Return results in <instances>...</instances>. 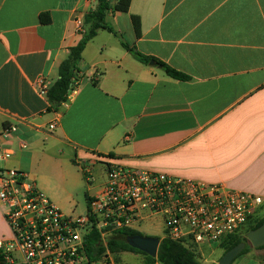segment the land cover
Returning a JSON list of instances; mask_svg holds the SVG:
<instances>
[{"label":"crops","instance_id":"1","mask_svg":"<svg viewBox=\"0 0 264 264\" xmlns=\"http://www.w3.org/2000/svg\"><path fill=\"white\" fill-rule=\"evenodd\" d=\"M129 1L128 12L106 18L118 36L100 30L87 43L77 65L80 85L57 104L39 95L36 80L43 76L50 87L57 81L98 3L0 0V146L11 153H0V170L29 174L60 210L85 190L86 213L106 183V158L264 199V0ZM121 43L190 79L139 63ZM54 120L55 130L47 131ZM9 125L17 130L5 138ZM78 160L91 165L89 179ZM8 231L0 207V238ZM231 264H264V249L252 247Z\"/></svg>","mask_w":264,"mask_h":264},{"label":"built area","instance_id":"2","mask_svg":"<svg viewBox=\"0 0 264 264\" xmlns=\"http://www.w3.org/2000/svg\"><path fill=\"white\" fill-rule=\"evenodd\" d=\"M75 23L82 31L83 20ZM80 80L75 73L64 102L71 99ZM36 88L39 95L47 97L50 86L43 76L37 78ZM56 126L54 120L47 131ZM16 130L15 125H9L2 136ZM0 153L3 159L11 154L2 146ZM77 165L89 179L91 165L86 160H78ZM103 165L106 183L95 209L74 216L64 214L29 174L0 170V207L9 229L0 238V264H120L116 262L118 255L107 250V238L119 229L139 232L145 224L159 225L162 239L182 242L202 261V246L239 234L264 204L259 196L163 173L135 171L109 158ZM92 229L99 233L106 249L96 260L89 259L85 246ZM153 259L143 264H162L157 257Z\"/></svg>","mask_w":264,"mask_h":264},{"label":"trees","instance_id":"3","mask_svg":"<svg viewBox=\"0 0 264 264\" xmlns=\"http://www.w3.org/2000/svg\"><path fill=\"white\" fill-rule=\"evenodd\" d=\"M129 5V0H118L116 3H112V0H98L96 8L85 15V32L83 34V37L76 46L69 49L67 58L60 63L58 67L59 78L49 88L47 93V98L50 102L57 104L64 102L71 80L74 78L77 71V65L81 59V54L87 43L97 35L98 31L104 30L112 33L115 36H118L117 32H115L113 28L107 23V15L110 12L126 13L129 10ZM40 20L44 23L49 22V18L47 15H41ZM131 20L136 37H139V18L136 16H132ZM121 45L136 61L143 65H149L150 62H154L155 65L161 68L164 73L170 78L180 81H187L190 79L184 73L176 71L165 63L139 53L134 47L126 43H121ZM261 210L262 206L259 208L258 214L250 221H248V223L243 227L239 234L228 236L224 240H222L220 246L223 249V254L240 243H246V246L236 258L245 254L250 248H252V246L246 239V234L264 224V215L261 216ZM132 235L143 234L130 229H119L114 231L107 238V250L113 254L126 251L139 253L146 258L145 263L152 262L154 260L153 258L149 257L145 253L140 252L139 250L131 248L126 243V237ZM85 246L87 255L90 260L98 259L106 250L101 243L99 233L95 229H92L89 235L86 237ZM257 249H264V246ZM156 257L157 260H159L162 264H201L199 255L195 250L187 247L182 242L171 241L168 239H160ZM218 261L211 264H218Z\"/></svg>","mask_w":264,"mask_h":264},{"label":"water","instance_id":"4","mask_svg":"<svg viewBox=\"0 0 264 264\" xmlns=\"http://www.w3.org/2000/svg\"><path fill=\"white\" fill-rule=\"evenodd\" d=\"M149 65L153 66L155 63L150 62ZM246 239L253 248L264 246V224L248 232L246 234ZM125 240L131 248L139 250L151 258H155L157 256V251L160 244L159 238L144 235H132L126 237ZM245 246L246 243H240L234 246L222 255L218 261V264H231L232 261L243 251Z\"/></svg>","mask_w":264,"mask_h":264},{"label":"rangeland","instance_id":"5","mask_svg":"<svg viewBox=\"0 0 264 264\" xmlns=\"http://www.w3.org/2000/svg\"><path fill=\"white\" fill-rule=\"evenodd\" d=\"M85 178H87L85 175H83ZM92 179V177H91ZM41 182V181H38ZM46 195V194H45ZM85 190H78L75 192L73 198L75 199V205L68 207L66 209H61V211L64 214H72L74 215H84L86 213V201H85ZM47 196V195H46ZM48 197V196H47ZM156 228V229H155ZM155 228H147L142 227V230H139L140 233H142L144 236H151L161 239L162 235L159 234L160 232V226L157 225ZM149 230L151 234H147L143 230ZM143 231V232H142ZM153 233V234H152ZM158 233V234H157ZM217 245H212L210 248L208 246L204 245L201 247V251L203 255H205L204 259L201 262V264H211L215 263L217 261V255L218 250L216 249ZM213 249V253L210 252V250ZM240 258V256H239ZM116 262H119L120 264H143V258L140 255L134 254V256L129 254H120L117 256Z\"/></svg>","mask_w":264,"mask_h":264}]
</instances>
